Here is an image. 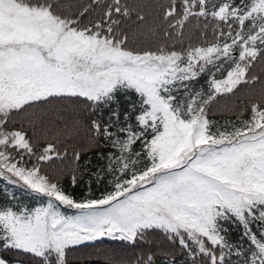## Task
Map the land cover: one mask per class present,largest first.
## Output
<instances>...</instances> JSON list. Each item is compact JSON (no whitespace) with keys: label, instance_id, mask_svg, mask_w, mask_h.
<instances>
[{"label":"snow or ice","instance_id":"6c2138e0","mask_svg":"<svg viewBox=\"0 0 264 264\" xmlns=\"http://www.w3.org/2000/svg\"><path fill=\"white\" fill-rule=\"evenodd\" d=\"M261 76L264 0H0V180L37 205L3 193L0 264L105 239L132 251L107 264H264ZM61 101L87 119L38 139L37 108Z\"/></svg>","mask_w":264,"mask_h":264},{"label":"trees","instance_id":"16d2710c","mask_svg":"<svg viewBox=\"0 0 264 264\" xmlns=\"http://www.w3.org/2000/svg\"><path fill=\"white\" fill-rule=\"evenodd\" d=\"M75 2V0H72ZM140 2L156 5L158 3H164L166 0H140ZM146 11L151 12L152 15L148 16V23L152 24L155 21L156 11L153 8H149ZM195 39V37H193ZM187 43V41H186ZM155 40H150L147 36H141L137 34L136 44L138 47L154 46ZM255 74H260L262 69L260 65L253 70ZM262 82H264V76H261ZM261 87V83H257L254 89H250L245 86L242 87L234 95L222 96L218 101L212 105L210 111V118L220 121L221 124L227 119H234L233 113L230 109L238 110L243 105L241 101L247 103L248 97L252 91L258 92ZM37 112L44 116L43 123H37L36 136L40 140H52L54 139L55 133L59 131L62 126H50L49 121L59 120V125H67L69 128L72 127L74 121L80 120L81 122L87 119V112L83 111L82 105H76L69 101L54 102L50 105H40L37 108ZM31 134V131H30ZM84 129H80V136L83 137ZM50 174L54 173L50 168H46ZM5 190L15 193L16 203L20 205H27L29 207L37 206L36 201L31 195L24 193L23 190L13 187L12 185L6 184L0 180V202L4 200L3 193ZM71 190V189H70ZM75 195L79 198L81 189L77 188L74 190ZM99 195V192L96 193ZM68 214H74V210L62 209ZM258 227V226H257ZM132 255V251L129 250L125 245L117 241L105 239L102 242H90L83 246H78L74 250L69 252V264H107L109 260L119 261L120 259L127 258Z\"/></svg>","mask_w":264,"mask_h":264},{"label":"rangeland","instance_id":"374dc122","mask_svg":"<svg viewBox=\"0 0 264 264\" xmlns=\"http://www.w3.org/2000/svg\"><path fill=\"white\" fill-rule=\"evenodd\" d=\"M53 122H51L50 123V121H49V125L50 126H57V127H59V126H63V125H57V123H55V120H52Z\"/></svg>","mask_w":264,"mask_h":264}]
</instances>
